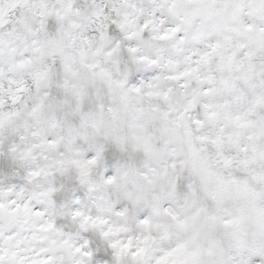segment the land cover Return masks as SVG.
<instances>
[{"label":"snow or ice","instance_id":"6c2138e0","mask_svg":"<svg viewBox=\"0 0 264 264\" xmlns=\"http://www.w3.org/2000/svg\"><path fill=\"white\" fill-rule=\"evenodd\" d=\"M6 126L0 264H264V0H0Z\"/></svg>","mask_w":264,"mask_h":264},{"label":"clouds","instance_id":"9594fccd","mask_svg":"<svg viewBox=\"0 0 264 264\" xmlns=\"http://www.w3.org/2000/svg\"><path fill=\"white\" fill-rule=\"evenodd\" d=\"M15 129V126L13 129H9L7 126L5 128V134L0 140V145H4V147H0V155L5 154V148H6V142L10 135L13 134V131ZM19 135V133H16ZM26 143H31V137H28L25 141ZM79 155L77 151H73L71 153L68 152V150L64 147L63 144H61L55 151L48 153V161H32V160H23L20 161L21 167H31V166H38L39 164L43 163H51L54 161H68L71 159H85L86 156L83 155L84 150L79 149ZM62 165L60 163L56 164V168L59 169ZM68 171L61 173L59 171L56 172L55 175V182L58 187L60 188L61 185H64V191H68L69 188L74 191L76 187H79L84 193H85V200L84 203L81 205V207H87L89 210L94 211L96 214L106 216L108 215L105 212H102L99 208L96 207L98 203H100V197L106 196L108 194V190L111 186L104 184V174H103V161L100 162L99 165H93L91 166V176L90 179L92 182L96 185L95 189L93 191H88V188L86 185H80L79 180L77 178L76 184L74 186L69 185L68 181L73 178L77 177V170L75 165H67ZM3 178L0 177V180ZM114 196V193H113ZM112 223L119 222V218L109 217Z\"/></svg>","mask_w":264,"mask_h":264}]
</instances>
